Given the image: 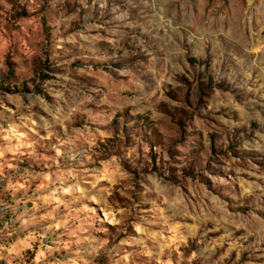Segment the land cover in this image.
Here are the masks:
<instances>
[{
  "label": "rangeland",
  "instance_id": "1",
  "mask_svg": "<svg viewBox=\"0 0 264 264\" xmlns=\"http://www.w3.org/2000/svg\"><path fill=\"white\" fill-rule=\"evenodd\" d=\"M0 264H264V0H0Z\"/></svg>",
  "mask_w": 264,
  "mask_h": 264
}]
</instances>
